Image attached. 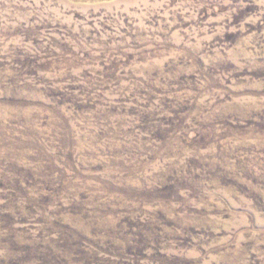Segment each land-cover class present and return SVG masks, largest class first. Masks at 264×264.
<instances>
[{
	"label": "rangeland",
	"instance_id": "obj_1",
	"mask_svg": "<svg viewBox=\"0 0 264 264\" xmlns=\"http://www.w3.org/2000/svg\"><path fill=\"white\" fill-rule=\"evenodd\" d=\"M0 264H264V0H0Z\"/></svg>",
	"mask_w": 264,
	"mask_h": 264
}]
</instances>
